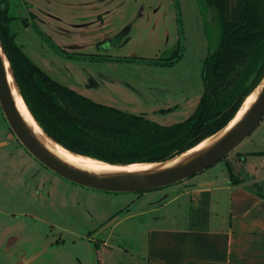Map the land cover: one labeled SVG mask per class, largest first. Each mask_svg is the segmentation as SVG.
<instances>
[{
    "label": "rangeland",
    "instance_id": "obj_1",
    "mask_svg": "<svg viewBox=\"0 0 264 264\" xmlns=\"http://www.w3.org/2000/svg\"><path fill=\"white\" fill-rule=\"evenodd\" d=\"M10 1L11 14L16 18L11 25L17 34L16 43L62 85L94 102L143 114L164 126L187 120L197 109L206 89L205 59L217 46L219 36L215 15L205 0H114L112 13L105 20L108 28L116 32L111 33L112 42L97 38L95 33L100 28L92 32L85 25L74 26L69 11H83L75 6V0H51L52 4L38 1L40 8L49 10L52 17L31 9L25 0ZM126 37L129 40L124 43ZM160 59L169 61L159 64ZM254 151H264V120L229 156L201 174L208 177L212 172L223 171L228 176L234 166L243 167L246 153ZM257 161L259 169L264 170V159ZM14 171L24 180L32 175H39L38 179L44 176L49 189L41 187L44 196L36 201L37 187L32 186L36 190L31 189L32 195L23 187V202L19 201L18 195H11L10 175ZM192 179L133 194L77 186L47 170L30 155L12 133L0 109V223L14 222V214L19 218L21 213L36 211L58 224L66 225L69 219L65 217H73L70 221L84 234L87 229L100 227L115 211L122 209V218L146 211L142 207L144 202L160 198L162 190L166 200L167 195L174 196L178 187ZM47 194L53 202L50 207L44 202ZM146 220V216L131 220V225L137 227V236L131 241L133 247L145 246ZM34 225L31 223L29 228L35 229Z\"/></svg>",
    "mask_w": 264,
    "mask_h": 264
},
{
    "label": "crops",
    "instance_id": "obj_2",
    "mask_svg": "<svg viewBox=\"0 0 264 264\" xmlns=\"http://www.w3.org/2000/svg\"><path fill=\"white\" fill-rule=\"evenodd\" d=\"M25 1L44 17H52L49 10L40 8V0ZM45 1L52 4L51 0ZM112 3L114 0H75V6L83 11L70 10L69 19L74 26L85 25L89 31L100 28L94 32L97 38L112 39L111 33L116 32L105 24ZM246 155L243 167L232 168L238 184H233L230 173L226 176L223 171L208 177L200 174L178 187L174 196L167 195L166 200V193L160 191L163 196L144 202V212L125 218L122 209L113 212L110 217L118 215L117 220L100 238L93 228L82 234L70 216L65 217L69 219L65 225L49 222L46 215L36 211L21 213L19 218L14 214V222L0 223V264H264V170L259 169L257 161L264 159V151ZM10 177L11 195H18L19 201L23 187L31 195L32 186L37 187V191L33 188L36 201L44 196L41 187L49 189L44 176L38 179L39 175H32L24 180L14 171ZM44 202L48 207L53 204L49 194ZM141 216L148 220L147 236L145 246L136 248L131 241L137 236V227L131 225V220ZM29 223L36 224L35 229L29 228ZM49 226L59 230L68 243L39 252L50 235Z\"/></svg>",
    "mask_w": 264,
    "mask_h": 264
},
{
    "label": "trees",
    "instance_id": "obj_3",
    "mask_svg": "<svg viewBox=\"0 0 264 264\" xmlns=\"http://www.w3.org/2000/svg\"><path fill=\"white\" fill-rule=\"evenodd\" d=\"M205 3L219 26L217 46L205 59V93L187 120L171 126L94 102L52 79L16 43L10 0H0V40L26 105L54 141L110 164L162 162L224 128L264 76V0Z\"/></svg>",
    "mask_w": 264,
    "mask_h": 264
},
{
    "label": "water",
    "instance_id": "obj_4",
    "mask_svg": "<svg viewBox=\"0 0 264 264\" xmlns=\"http://www.w3.org/2000/svg\"><path fill=\"white\" fill-rule=\"evenodd\" d=\"M6 61L9 64L15 84L18 87L10 62L0 40V109L18 142L47 170L70 183L94 191L112 194L143 193L160 190L187 181L229 156L264 120L263 76L257 87L250 93L251 95L254 91H257L256 98L242 116L236 119L243 104L234 118L224 128L204 139L193 148L162 162L141 163L150 165L142 169L130 171H97L87 169L64 160L50 150L34 132V129L24 120L12 94ZM44 133L47 134L45 131ZM203 143L205 144L200 146ZM106 164L117 166V164ZM116 220L114 219L102 228L96 234V237L110 228ZM56 240L57 237L49 238L43 247L44 251L56 243Z\"/></svg>",
    "mask_w": 264,
    "mask_h": 264
},
{
    "label": "bare ground",
    "instance_id": "obj_5",
    "mask_svg": "<svg viewBox=\"0 0 264 264\" xmlns=\"http://www.w3.org/2000/svg\"><path fill=\"white\" fill-rule=\"evenodd\" d=\"M6 67L9 75L10 80V86L12 90L13 97L16 102V106L18 110L20 111L22 117L24 120L34 129V132L38 135V137L43 141V143L54 153H56L58 156L63 158L64 160L73 163L75 165H78L83 168L97 170V171H130L135 169H142L149 167V164H133L129 166L124 165H117L112 166L109 164H106L101 161L93 160L91 158H87L84 156H80L76 153H73L66 148H64L62 145L56 143L54 140H52L47 134L44 133L42 128L39 126V124L36 122L34 117L32 116L31 112L29 111L28 107L26 106V103L24 102L18 87L15 84L14 78L12 76L11 70L9 68V64L6 61ZM257 96V91H254L243 103L239 113L236 116V119H239L242 114L247 110V108L250 106V104L254 101V99ZM205 143L201 144L200 146H203Z\"/></svg>",
    "mask_w": 264,
    "mask_h": 264
},
{
    "label": "flooded vegetation",
    "instance_id": "obj_6",
    "mask_svg": "<svg viewBox=\"0 0 264 264\" xmlns=\"http://www.w3.org/2000/svg\"><path fill=\"white\" fill-rule=\"evenodd\" d=\"M113 39L114 38L109 39V41L112 42ZM109 41H107V42H109ZM117 216L118 215H114V216L110 217L108 220H106V222L104 224H102L99 228H97V230L95 231V233L97 234L102 228L105 227V225L109 224L111 221H113L114 219H116ZM111 228H112V226L110 228H108L106 231H104L103 233H101L100 236H98L97 238H100L104 233L108 232ZM48 232L50 233V235H47V237L45 239L46 242L51 237H57L56 243H54L53 245H51L49 247L50 250H52L54 247L62 248V247H64V246L67 245L68 241L65 238H63L64 236H63V234L60 233L59 230H57V231L55 230V227L54 226H49L48 227ZM92 235H94V234H91V236ZM45 243H44V245H45ZM44 245L42 244V247H40L39 252L43 251Z\"/></svg>",
    "mask_w": 264,
    "mask_h": 264
}]
</instances>
